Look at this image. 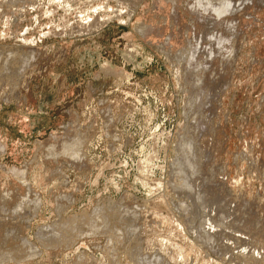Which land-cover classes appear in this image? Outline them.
I'll return each instance as SVG.
<instances>
[{
	"label": "rangeland",
	"instance_id": "374dc122",
	"mask_svg": "<svg viewBox=\"0 0 264 264\" xmlns=\"http://www.w3.org/2000/svg\"><path fill=\"white\" fill-rule=\"evenodd\" d=\"M7 1L10 2V0H0V46H12L16 37L21 35L27 26H33L29 37L36 39L37 42L41 39L42 42H38L37 59L25 73H22L24 78L19 76L21 79L19 80L15 76V78L11 77L12 80L5 79L0 82V145L5 146L4 152L0 150V164L20 173L15 177L0 169V251L19 247L23 244L21 241L27 238L36 246V253L39 252L40 255L33 253L29 257L30 260L12 257L9 260L5 257L3 264H109V262L133 264L128 255L129 249L134 245L132 241L123 243L120 228H115L116 233L114 231L112 235L105 234L102 230L99 213L109 201L114 204L115 211L121 208L124 211L131 209L132 212L137 209L136 212L134 211V214L139 213L136 216L137 225L135 224L136 238H144L145 241L142 243L145 247H148V238L156 241L158 232H162L160 233L162 236L167 235L162 231L166 210L161 213L157 211L155 202L158 200V194L152 191L151 179L145 180V184L136 181L139 176L138 165L146 155L156 151L159 158L155 159V163L165 168L161 171L160 167H155L154 176L157 179L168 180L171 177L168 163L176 157L177 151L174 146L179 144V138L186 133L192 134L193 137L197 136L193 126L189 124V119L187 120L190 113L197 111L194 108L190 110V106H187L188 113L184 112L186 99L192 102L193 104L189 103V105L194 107L193 99L197 90H192L190 84L184 82V70L186 75L187 71L184 61L183 64L180 62L183 60L180 57L182 50L187 49L188 43H197L194 38H204L201 32L208 36L209 33L211 35L216 32L217 38L222 32L227 39L233 40L225 42L227 49L222 47L218 51L216 42L210 40V43L206 39L208 43L205 39H201L202 42L200 44L199 41V44L203 48L210 49L213 46L212 53L217 52L214 56L221 58H214L212 55L210 59L204 52L195 58L197 64L204 60L213 62L208 70L197 67L193 71L194 79L198 76L195 82H200L205 76L202 89L208 91L207 88L213 85L211 95H215L216 84L218 86L222 81L230 84L216 90L218 97L221 96V101L216 94L217 98L214 97L212 107L208 106L206 107L208 109L200 110L202 115L200 111L195 113L197 122L199 119L203 123L202 127L204 128L205 125L208 129L207 134L205 133L206 137L201 135L198 137L201 153L204 152L207 157L209 155L202 178L205 180L211 174L213 180L209 179L207 185H212L214 181L219 182L225 190L223 196L221 195L222 198H226L227 203L233 202L232 207H235L234 202L239 208L245 206L247 202L246 206L250 211L245 213L242 209L241 219L248 217L250 222L245 223V227L249 228V225L256 224V230L248 236L240 234L243 237L236 232L239 235L237 237L241 239L246 237L245 241L242 239L244 243L240 241L243 246L245 244L244 247L238 241L237 246L234 245L235 248L232 246L219 257L211 254L202 245L201 251L197 254L193 250L191 256L194 254L195 256L191 257V261L195 262L197 260L195 257H200L208 264L234 262L251 264L245 259L250 256L249 253L260 250L264 257V6L262 3L261 5L258 0L250 1L251 3L244 2L247 5L243 3L242 7L239 6L240 9L237 8L238 11L235 9L238 14L235 12L231 17L225 16L219 24L221 26L217 24L219 27L216 25L212 32H208L204 17L207 15L209 17L210 12L209 10L203 12L205 11L203 8L199 9L195 6L197 5L195 0H192L194 2L144 0L137 9L136 17L128 25L125 24L126 17H122L107 24L94 36L62 38L50 35L45 39L43 34L51 31V21L62 27L74 20V16H65L63 11H60L64 8L62 1L56 0L54 8H51V11L57 10L53 17L46 15L47 7L37 3L32 5L36 0H19L17 5L23 4L25 8L22 13L17 7L7 5ZM82 1L84 0H79V3ZM94 3L96 10L103 7L117 9L115 0H94ZM13 18L18 19V26L16 28L12 25L5 26L6 20L12 23ZM138 23L146 26L145 36L136 33L134 27ZM203 42L208 45H203ZM154 46L164 48L167 53L169 52V57L165 55L166 52L161 54L163 51L156 50ZM225 56L228 60L224 59ZM230 58L232 62L229 64ZM102 66L104 71L124 74L118 81L115 76L104 75L101 71ZM70 149L74 154L70 153ZM75 149L78 151L80 149L81 153L79 151L75 154L77 152ZM62 176L70 182L69 187L63 186ZM34 177L37 178L35 187L24 186L26 184L22 183L24 180L31 183ZM20 178L22 180H19ZM19 181H22V184ZM212 190L216 192L213 187ZM26 197L30 202H26ZM36 200H41L37 212L33 209ZM21 204L23 207L18 209ZM97 205H101L99 209ZM58 206L61 208L56 210ZM119 211L121 213V210ZM124 211L122 210V216L121 214L119 216L122 219L124 215L125 218L126 215L128 217L133 213ZM173 211L170 212L177 214ZM130 215L129 217H135L137 214ZM75 216L89 220L91 225L96 227L94 234H82V236L77 232L79 229L77 226V230L73 229L72 232L70 230L60 240L49 245H42L36 241L39 228L57 223L60 218L67 220ZM206 217H203L205 218L203 224L208 225L209 218ZM225 217L224 222L233 219L232 216L228 219L227 215ZM7 230L13 231L14 236L6 239ZM250 239L253 240L252 244ZM179 240L173 238L176 249L178 245L177 251L175 249L176 254L174 253L175 258L180 256V253H188L184 251L185 248L188 250L187 241L185 239L183 241V238L182 241ZM255 243L258 246L255 247ZM67 244H71L70 247ZM111 248H115L114 251ZM244 248H247V252ZM256 253L253 257L257 258L258 264L262 262L264 264V258ZM179 256L177 258L180 261ZM0 263L2 264V261Z\"/></svg>",
	"mask_w": 264,
	"mask_h": 264
},
{
	"label": "bare ground",
	"instance_id": "6f19581e",
	"mask_svg": "<svg viewBox=\"0 0 264 264\" xmlns=\"http://www.w3.org/2000/svg\"><path fill=\"white\" fill-rule=\"evenodd\" d=\"M61 1H62V6L64 4V8L61 9L60 11H63L65 16L66 15L74 16V20L67 23L66 25H63L62 27L56 25L54 22L51 21L50 22L51 31L48 34H43L44 35L43 38H45V39L50 35H53V36L56 35V36L62 37V38H65V37L66 38H74L76 36H94V35H96V33L99 30H102L103 28H105V26L107 24L111 23L112 21H114L116 19L122 18V17H126L125 24L128 25L136 17L137 9L142 5L144 0H115V3L117 4L116 10H114L113 8H109V7H106V8L103 7L102 8L103 10L99 9V8H98L99 10H96V9H94L96 7L94 0H84L80 3H79V0H65V2H63V0H61ZM171 1L174 2V0H171ZM250 1H253V0H239V1L238 0L237 1H234V0H195V3L197 4L195 6L199 7V9L203 8L205 10V11L201 10V12L202 11L206 12V10L207 11L209 10L208 12H210V16L208 17V15H207V17H204V20L206 22V23L205 22L204 23L206 25L205 27H207L206 31L212 32L214 29V26H216L217 24L218 25L221 24V21H222V19H224L225 16L227 17V15L228 16L230 15V17H231V14H235V12H236L235 9L237 10V8L239 6L242 7V5H244L246 2L248 3ZM258 1L260 2V4L261 3L263 4V5L261 4L262 6H264V0H258ZM55 2H56V0H52V1L51 0H36V2L32 5H35L37 3L40 6L47 7L46 15L49 17H53L57 11V10L51 11V8H54V6H55ZM192 2H194V1H192ZM18 3H19V0H10V2L7 3V5H10V7H11V5L13 7H17L20 10V12L22 13L25 9L24 5L22 4V5L18 6L17 5ZM245 5H247V4H245ZM33 7L34 6H32V8ZM192 7H194V6H192ZM240 7H239V9H240ZM194 8H196V7H194ZM123 9H125V10H123ZM192 12H193V10H192ZM199 13H200V11H199ZM18 15H19V13H18ZM194 15H196V14H194ZM200 15L201 14H199V16ZM235 16H237V15H235ZM202 17H203V14H202ZM236 19L238 20V18H236ZM17 20H18L17 18H13V21H11L12 23H10V21L7 19L6 23H4V24H5V26L11 27V25H12V26H14V28H16L18 26ZM233 20H235V19L233 18ZM36 21H37V18L35 19V23H36ZM200 21L202 22V19ZM230 23L232 24V22H230ZM218 25H217V27L221 26V25H219V26ZM135 26L136 27H134V28L137 31L136 33H139L142 36L146 35V33H147L146 29L147 28L145 25L138 23ZM227 26H228V24H227ZM32 29H33V26H31V27L27 26L24 29V31L22 32V34L19 35L18 37H16V40L12 46H0V82H2L1 80H5V79L12 80L11 77L15 78V76H17V78H19V80H21L19 76H23V78H24L25 76L22 73H25L27 68L30 67L31 64L37 59L38 54H39L38 42H42V40L39 39V41L37 42L36 39L30 38L31 37L30 31ZM206 31H205V33H207ZM225 31H227V30H225ZM201 34L204 35V38L203 37H198V38L196 37L197 39L194 38V40H196L197 43H195V44L193 42L188 43L187 49L185 48V50H182L183 51L182 54L177 52V53L181 54V57H180V55H178L181 59H183L182 61L180 60V62L183 64V61H184V65H185V68L187 71V75H186V72L184 70V73H185L184 82L185 83L188 82V84H190V87L192 90L193 89L197 90L196 95H194L195 97L193 96L194 97V99H193L194 100L193 101L194 107L189 105V103L190 104L192 103L189 100L187 101V99H186L184 101V105H185L184 106V112L188 113V111H186L187 106H190V110H191V108L192 109L194 108L195 111H197V112H193L192 114L190 113V115L187 117V120L189 119V124H191L193 126V131L197 136L193 137L192 134L190 135V133L187 134L185 132L186 134H184L183 136L181 135L182 137L179 138V144L178 143L176 145L174 144L175 145L174 147L177 151V154H176V157L174 156L175 158L170 163H168V165H169L168 168L171 170L170 173L168 172L171 176L168 180H165V179L163 180L162 178L157 179L154 176L155 167L156 168L160 167L161 171H163L165 168V166H159L158 164L155 163V159L159 158L158 153L156 151H152V153L150 152V154L146 155L144 157V159H142L138 165L139 176H138V178H136V181L137 182L139 181L142 184H145V180L151 179L152 186H153L152 191L154 193H157L159 196L158 197L155 194L158 198V200L155 202L157 211H160L158 213H161L162 211L166 210L165 213H167V214L165 215V217H163L164 221L162 222V224L164 223V225H163L162 231L166 232L167 235L162 236L160 234L162 232H160V233L158 232L156 234V236H157L156 241L155 240H152V241L148 240L149 239L148 238L147 239L148 247L147 246L145 247V245L143 244L145 239L142 237L136 238L137 228H135V224L137 222L136 216H138L139 213H135V214H137V215H135L134 211L136 212L137 209L132 211L133 212L132 213L130 211L131 209L129 210V209L125 208L126 210L124 211V209L120 208V206H121L120 205L119 206L120 209H117L118 211L121 210V213H122V210L124 212L129 210L126 213L129 212V213H132L131 215H135V217L134 216L129 217V215H130L129 214L128 217L126 215L125 218H124V216H125L124 215L123 219H122L121 217H119L121 214V213H119L120 211L119 212L115 211L116 210L115 206L113 207L114 204L108 200L109 202H107V205H105L103 210L99 213L100 221H101L100 224H102V230L104 231L105 234L107 233V234L112 235V233L115 231L114 230L115 228H120V230L122 232V235L120 237H123V241H124L123 243L127 244V243L132 241V243L134 245L132 248L129 249L128 255H130V257H131L130 259L132 260L133 264H195V262H196V264H208L207 262H204L203 259H201L200 257L199 258L195 257V258H197V260L195 262H192L191 257L195 256V254H194V256H191L194 253L193 250L197 254V252L201 251V248L203 246H205V248L208 251H210L211 254L220 257V255H222L224 251L231 249V247L232 246L234 247V245L236 247L237 246L236 243L238 241H239V243H240V241L242 242V239H244V238L241 239V237H237V236H239L240 234H243V236H244V234H245V236H248V234L253 233L252 232L253 230H256L255 229L256 224L249 225V228L245 227L246 226L245 223L250 222V219L248 217L241 219L242 209L245 213H249V211H250V208L246 206L247 202L245 203L246 205L244 204L245 206H243L242 208H239L237 205H235V202H234L235 207H232L231 204H233V202L227 203L226 198L225 199L222 198L225 190L221 187L222 185H220L219 182L216 183V181H214L212 183V185H207V182H209V179H212L210 171L208 173V174H210V176H207V178H205V180L202 178V174L204 173L203 172L204 168L206 167V165L209 161L208 160L209 155L207 157V155L203 154L204 152L201 153L200 145H198V142L200 144V141H198V137L200 135L206 137V134H207L206 131H208V129L205 128V125H204V128L202 127L203 123L199 119L197 122V119H195V115H197V114H195V113H199V111L202 109L204 111L206 107L211 106V103L213 102L214 97H216V94L218 93L216 90H219L220 87H222V89H223L224 86H227L230 84L228 81H226V82H228L227 84L224 81H222L220 84H218V86L216 84L215 95H211L212 94V88L214 87L213 85H211V86H209V88H207L208 91L205 88H204L205 90L202 89V87H201L203 84L202 82H205V80H204L205 76L204 75H203L204 77H202L203 80H201L200 82L199 81L195 82V79H197L198 76H196L197 78L195 77V79H194V76H195L193 74L194 69L197 67H199V68L204 67V69L208 70L207 68L209 66H211V63L213 64V62L210 63V61H206V60H204V62L201 61V63L199 62V64H197L198 61H196L195 58H197V56H199L198 54H201L202 52H204L205 55L210 59L214 56V54L217 55V52L214 53L215 51H213V53H212V47L213 46L210 47V49L206 48V47L203 48L200 45L202 42L201 39L202 40L208 39L209 41L212 40V41L216 42L217 48H219L218 51H220L222 49V47L227 49V47H225L224 44L226 41L229 40V38L227 39L226 35L224 36L223 35L224 33L222 34V32L218 38H217L216 32H214L211 35L209 33V36L207 34L205 35L204 32L203 33L201 32ZM225 34H227V33H225ZM232 36H231V38H232ZM233 39H235V38H233ZM187 40H186V43H187ZM208 40H206V41H208ZM230 40H229V42H230ZM191 41H193V40H191ZM199 41H200V44H199ZM209 41H208V43H209ZM231 41H233V40H231ZM210 43H211V41H210ZM205 44H207V43H205ZM205 44L203 42V45H205ZM213 44L214 43H212V45ZM209 46H211V45L209 44ZM232 46H234V45H232ZM154 48L158 51H163V53L160 52L161 54H164V52H166L165 49L160 47V46H157V47L154 46ZM228 48H230V47L228 46ZM230 49H232V48H230ZM213 50H214V48H213ZM228 50H226V51H228ZM128 51L132 52L131 49H128ZM231 51H229V52H231ZM221 54L223 55V52ZM165 55H168V57H169V52L168 53L166 52ZM228 55L230 56L231 54L229 53ZM233 56H234V53H233ZM233 56H232V59H233ZM217 57L214 56V58H217ZM165 58H167V57H165ZM226 58H227V56H225L224 59H226ZM232 59L230 58V61H228L229 64H230V62H232ZM167 60H168V58H167ZM194 60L196 61V63ZM226 60H228V58ZM177 61H178V59H177ZM182 67H184V66L182 65ZM104 70L105 69L102 66L101 71L104 75L115 76L118 81H119V79H121L120 76H123V74H124V73H122L121 75H119L117 72L115 73L114 71H104ZM196 70H198V69H196ZM212 71H213V69H212ZM175 74H177V73H175ZM200 74H202V73H200ZM175 76H174V78H176ZM15 80H17V79H15ZM19 80H17V81H19ZM177 80H179V79H177ZM6 82H8V81H6ZM15 83H17V82H15ZM9 84H8V86H9ZM13 84L14 83H12V85ZM4 85H5V82H4ZM17 87H18V85H17ZM203 87H205V86H203ZM222 91H224V90H222ZM218 96L219 95L217 94V97ZM220 97H218L219 100H220ZM214 101H216V100H214ZM215 103H217V101ZM220 105L221 104H219V107H221ZM214 106H216V104ZM206 109H208V108H206ZM215 110H218V109H215ZM187 113H185V114H187ZM237 113H239L238 109H237ZM201 115H202V112H201ZM198 116L200 117V114ZM198 116H196V117H198ZM203 122H204V120H203ZM189 127H190V125H189ZM194 129L196 130V132ZM187 130H188V128H187ZM190 130H191V128H190ZM190 130L188 132H190ZM195 134H193V135H195ZM75 143H76V141H75ZM77 145L80 146V144H77ZM82 145H83V143H82ZM75 148H77V147H75ZM77 149H75L77 151V152H75V154L79 153V151H80V149H79V151ZM0 150L2 152H4L5 146L0 145ZM72 151L73 150H71L70 153ZM164 151H165V149H164ZM72 153L74 154V152H72ZM80 153H81V151H80ZM75 161H78V160H75ZM0 169H1V171H4L6 174H11V175L13 174L15 177H17L18 174H20V173H18L17 170L11 169V168L9 169L3 164H0ZM23 175H22V179L24 178ZM22 179L20 178L19 180H22ZM26 180H28V179H26ZM22 183H24V184L26 183L25 185L24 184L23 185L24 186L27 185L28 188H31L32 186L35 187V185L37 183V178L34 177L31 181V183H28V181L25 182V180ZM62 184H63V186L69 187L68 185L70 184V182L68 181V179L66 177H63L62 178ZM212 187H213V189L214 188L216 189V192H214L212 190ZM218 191H220V193H218ZM228 193H229V191H228ZM27 195H28V193H27ZM25 199H27L26 202L29 201L28 200L29 198L26 197ZM236 201H239V200H236ZM119 204H120V202H119ZM236 204H238V203H236ZM40 206H41V200H38V201L36 200V202L33 205V207H34L33 209H35V211L37 212V209H39ZM100 206H98L97 209H99ZM117 206H118V204H117ZM22 207H23V205L21 204V206H18L17 208L19 209ZM59 207L60 206H58V208H56V210H59L61 208V207L60 208ZM17 208L15 210H17ZM122 208H124V207H122ZM169 208H171V210H174L173 212H176L178 214V217H177V214L170 212L171 210ZM139 209H140V206H139ZM139 209H138V211H140ZM20 211H21V209H20ZM12 212H13V210H12ZM126 213H124V214H126ZM15 214H17V211L15 212ZM212 214H214V215L212 216ZM226 215L228 216L227 219L232 216L233 217V219L231 218L232 221L227 222L229 220L228 219L225 221L226 222L225 223L223 219ZM80 216H82V215H80ZM121 216H122V214H121ZM160 216H161V214H160ZM204 216H207L209 218V220H208L209 224L208 225H206L205 223L203 224V221H205L204 220L205 218L203 219ZM84 218L85 217L82 218V217H78V216H75L73 219H67V220L60 218L57 220V223L54 222V224L45 225V226H43L37 230V240L36 241H39V243H41L42 245H49V244H51V242H54V241L57 242L58 240H60V238L63 235H66V233L69 232L70 230H71L70 232H72L73 229L77 230L78 227H79V229L77 232L81 233V235L82 234H86V235L87 234H90V235L94 234L96 227H93L89 220L88 221L83 220ZM245 220H246V222H245ZM95 221H96V224H98L97 220H95ZM72 224H76V226H72ZM253 225H254V227H252ZM155 232H156V230H155ZM233 232H235L236 235ZM236 232H239V235ZM6 233H7L6 239H9L10 237L14 236V233L11 230H7ZM115 233H116V231H115ZM230 234H234V235H231L232 236L231 237V236H229ZM240 236H242V235H240ZM106 237H109V236H106ZM174 237H175V239L179 238L180 239L179 242L182 241L181 238H183V241L185 239L187 241L186 244L188 245V248H187L188 250H185L186 249L185 248L184 251H188V253L192 252V254L191 253L188 254L187 252H186V254H184L185 252L183 250H181L184 253L182 254L179 252L180 256L177 254L181 260L179 261V258H177L178 256L175 258L174 255L176 254V252H175L176 244L173 241ZM249 237H250V235H249ZM250 238L252 239V237H250ZM223 239L227 240V241H224ZM245 239H246V237H245ZM245 239H244V241H245ZM111 240H112V238H111ZM111 240H110V243H112ZM66 241L69 242L70 240H66ZM248 241H246V242H248ZM252 241L253 240H251V244H252ZM21 242L23 244H21L19 247L16 246V247H14V249H7L5 251L4 250L0 251V259L2 258V260H1L2 264H3V261L5 260V257H8V259L10 257H12L13 259H26V258H28L30 260L31 258H29V257L31 255H33V253L37 252L35 249L36 246H34V244L31 241H29L27 238L23 239V241H21ZM58 243H60V242H58ZM239 243H238V245H239ZM242 243H244V242H242ZM242 243H240L241 246H243ZM71 244H67V245H69L68 247H70ZM117 244H118V242H117ZM186 244H184V245H186ZM248 244H250V243H248ZM256 245H257V243H255L254 246L256 247ZM244 246H245V244H244ZM124 247H126V246H124ZM180 247H181V245H180ZM253 247H252V249H253ZM261 247L259 246V248H261ZM238 248H239V246H238ZM113 249H115V248H111V250H113ZM177 249H178V245H177ZM177 249H176V251H177ZM252 249L250 248V250H252ZM125 250H126V248H125ZM244 250H245V252H247L246 251L247 248H244ZM253 250H255V249H253ZM256 250H258V249H256ZM256 252H258V253H256ZM38 253H36V254H38ZM200 253H203V252H200ZM200 253H198V254H200ZM255 253L259 257L261 256L262 259L264 258L261 254V250L260 251H253L251 254L249 253L250 256H248V258H246L245 261H247L248 263H251V264H258L259 262L256 260L257 258L255 259L253 257ZM109 254H110V252H109ZM38 255H40V254H38ZM245 255H247V254L245 253ZM108 256H110V255H108ZM198 256H200V255H198ZM3 258H4V260H3ZM115 258H116V256H115ZM113 263L116 264V262H113ZM113 263H111V264H113ZM109 264H110V262H109ZM262 264H263V262H262Z\"/></svg>",
	"mask_w": 264,
	"mask_h": 264
}]
</instances>
